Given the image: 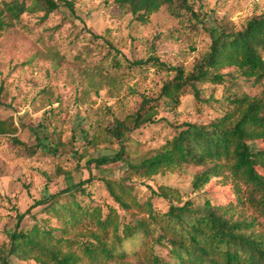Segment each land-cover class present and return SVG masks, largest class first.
<instances>
[{
  "label": "trees",
  "instance_id": "1",
  "mask_svg": "<svg viewBox=\"0 0 264 264\" xmlns=\"http://www.w3.org/2000/svg\"><path fill=\"white\" fill-rule=\"evenodd\" d=\"M112 2L141 23L166 6L174 18L187 22L186 28L205 26L204 18L188 0ZM60 4L74 11L73 4L66 0H31L29 6L26 0L5 3L0 11V32L10 24L5 18L16 21L30 10L43 12L42 18L47 19ZM205 30L211 37L209 49L189 73L155 55L120 60L119 51L104 41L113 54L111 68L126 67L142 73L153 70L172 73L173 77L163 83L156 98L143 97L135 113L115 119L114 126L106 130L121 145L114 155L89 158L84 163V167L92 164L94 168L119 164L125 176L115 180L89 177L73 183L71 173L61 172L66 176L64 188L34 200L23 213L14 210V226L5 231L6 244L0 246V264H79L83 258L96 264L128 256L137 258L132 264H264V235L256 232L254 222L241 217L238 210L247 204L264 218V94L251 97L234 92L240 79L253 83L264 79V11L239 30L225 18ZM91 37L100 38L92 33ZM204 84L222 86L223 97L215 99L214 93L207 96L201 88ZM188 92L197 104L215 111L212 121L170 125L174 135L160 148L139 155L130 153L127 144L131 134L156 123L153 116L158 109L176 108ZM15 132L12 121L0 120V135ZM35 139L36 145L45 150L39 137ZM11 140L21 144L15 138ZM75 158L77 166L84 159L81 154ZM182 166L202 168L192 179L193 192L212 179H231L236 204H214L209 199L182 202L175 188L160 185L154 190L145 182L140 184L150 196L144 201L137 198L131 177L150 179ZM95 180L104 186L123 216L109 205H83L80 198L91 199L89 186ZM240 187H245L246 198L240 195ZM153 197L168 203L165 212L153 207ZM38 207L44 217L37 220L31 216L32 226L22 228L31 209Z\"/></svg>",
  "mask_w": 264,
  "mask_h": 264
},
{
  "label": "rangeland",
  "instance_id": "2",
  "mask_svg": "<svg viewBox=\"0 0 264 264\" xmlns=\"http://www.w3.org/2000/svg\"><path fill=\"white\" fill-rule=\"evenodd\" d=\"M11 1L16 0H0V11ZM30 1L26 0L27 6ZM66 1L73 4L72 13L62 4L47 19L42 18L43 12L29 10L16 21L5 18L10 24L0 32V120L12 121L17 129L14 134L0 135V246L6 244L5 231L14 226V210L23 213L34 200L65 187L66 176L61 172L71 173L73 183L89 177L115 180L125 176L119 164L94 168L92 164L84 167V163L89 158L114 155L121 145L106 130L114 126L115 119L135 113L143 97L156 98L173 74L111 68L113 54L104 41L119 51L120 60L155 55L189 73L209 49L211 37L205 29L225 18L239 30L264 11V0H188L205 25L192 30L186 28L187 22L174 18L166 6L141 23L112 0ZM91 33L100 38L94 39ZM236 87L234 92L239 94L261 96L264 79L259 83L240 79ZM201 88L207 96L214 93L215 99L224 95L222 86L204 84ZM214 115L213 109L197 104L188 92L176 108L158 109L153 116L156 123L133 132L128 149L137 155L156 150L174 135L170 125L206 124ZM35 136L45 150L36 145ZM12 138L21 144H15ZM78 154L84 159L77 166ZM201 171V167L182 166L150 179L131 177V182L142 201L150 196L140 184L145 182L154 190L160 185L175 188L182 202L209 199L214 204H236L234 182L227 177L212 179L193 192L192 179ZM89 189L91 199L80 198L83 205L117 208L99 180ZM244 190L240 187V195L246 198ZM151 202L160 213L168 208L161 198L153 197ZM41 209H31L21 227L32 226L31 216L43 218ZM238 210L241 217L254 222L256 232L264 235L263 217L247 204ZM117 212L123 216L119 209ZM131 247L135 249L136 243ZM136 259L128 256L96 264H132ZM79 264L95 263L83 258Z\"/></svg>",
  "mask_w": 264,
  "mask_h": 264
}]
</instances>
